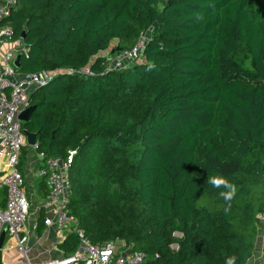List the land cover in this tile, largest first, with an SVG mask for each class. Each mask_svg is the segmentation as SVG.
Here are the masks:
<instances>
[{"label": "trees", "instance_id": "obj_1", "mask_svg": "<svg viewBox=\"0 0 264 264\" xmlns=\"http://www.w3.org/2000/svg\"><path fill=\"white\" fill-rule=\"evenodd\" d=\"M0 24L24 35L19 73L90 68L35 88L21 123L39 152L71 155L68 208L90 243L122 237L145 264L248 261L264 210V0H17ZM147 31L143 63L105 67L101 52ZM213 176L237 186L230 201ZM79 243L71 231L59 247Z\"/></svg>", "mask_w": 264, "mask_h": 264}, {"label": "built area", "instance_id": "obj_2", "mask_svg": "<svg viewBox=\"0 0 264 264\" xmlns=\"http://www.w3.org/2000/svg\"><path fill=\"white\" fill-rule=\"evenodd\" d=\"M16 3L17 0H0V22L2 18L9 15ZM11 34L10 27L0 24V159H4L0 189H4L5 192L3 204L0 205V235L5 230V238L0 249V264H12L13 261L18 260L14 258L11 260L12 258H7V254L2 252L6 249L7 238L13 239V243L10 244L16 247L22 259L17 264H145L150 257L136 250L133 242L122 237L101 243H90L84 231L77 226V220L68 208L71 189L67 169L71 162V155L65 159L59 156H48L44 152L38 153L41 160L40 173L46 187L43 204L46 209L52 211V214L44 218V224L55 226L59 236L63 230L75 232L80 243L72 254L38 261L29 259L31 246L25 231V223L30 214V203L22 189L24 179L19 168L26 138L18 115L30 106V92L47 84L57 73L88 74L90 68L85 66L77 69L64 66L55 70L44 69L35 73H22V79L18 81L15 77L19 72L16 70L14 60L17 54L27 56L28 48L21 37L11 39ZM148 34L149 31L141 34L130 50L123 51L114 57L108 55L109 50L101 54L107 56V63L115 57L117 64L123 60L143 63L145 60L143 49ZM258 218L264 226V210L258 214ZM175 235L180 236L178 233ZM173 247L178 248L177 245ZM155 257H158V254H155ZM258 264H264V256L259 259Z\"/></svg>", "mask_w": 264, "mask_h": 264}, {"label": "crops", "instance_id": "obj_3", "mask_svg": "<svg viewBox=\"0 0 264 264\" xmlns=\"http://www.w3.org/2000/svg\"><path fill=\"white\" fill-rule=\"evenodd\" d=\"M15 78L20 81V79H22V73H18ZM38 153L39 151L37 149L27 146L23 162L19 167L24 179L22 189L30 203V214L25 223V231L31 246L29 251V259L31 261L45 260L63 255L64 252L59 247V244L70 232L68 230H63L61 236H59L55 226H45L44 224V218L52 214V211L46 209L43 204L46 187L40 173L41 160ZM3 162L4 159L1 158L0 177L2 175L1 170ZM4 197V189H0V205L3 204ZM9 245L12 246L11 244ZM262 256H264V226H262L255 241L253 254L245 264H258ZM9 257L12 258L11 260H13V258L15 260L18 259L15 262L13 261V263L11 261L12 264H17L22 260L17 251L9 252L7 258Z\"/></svg>", "mask_w": 264, "mask_h": 264}, {"label": "water", "instance_id": "obj_4", "mask_svg": "<svg viewBox=\"0 0 264 264\" xmlns=\"http://www.w3.org/2000/svg\"><path fill=\"white\" fill-rule=\"evenodd\" d=\"M23 37H24V35L22 34L21 38L23 39ZM20 59H21V55L17 54L15 57V60H14V65L16 66V68L20 65ZM30 94H31V92H30ZM34 109H35V105H30L25 110H23L22 112L19 113L18 119L23 123L28 121ZM22 131H23L25 138H26L25 144L29 147H33L36 149L37 148V142H36L37 133L29 131L27 129H22ZM4 238H5V230L2 231V233L0 235V249L2 247ZM150 261H151V259H147L146 263H149Z\"/></svg>", "mask_w": 264, "mask_h": 264}, {"label": "clouds", "instance_id": "obj_5", "mask_svg": "<svg viewBox=\"0 0 264 264\" xmlns=\"http://www.w3.org/2000/svg\"><path fill=\"white\" fill-rule=\"evenodd\" d=\"M213 187L221 188L223 187L226 191H221L220 195L225 201H230L237 192V186L233 183H230L226 178L221 176H213L209 178L208 181ZM228 209H225L227 211ZM237 257L229 256L226 259V264H236Z\"/></svg>", "mask_w": 264, "mask_h": 264}, {"label": "rangeland", "instance_id": "obj_6", "mask_svg": "<svg viewBox=\"0 0 264 264\" xmlns=\"http://www.w3.org/2000/svg\"><path fill=\"white\" fill-rule=\"evenodd\" d=\"M116 58V57H115ZM112 58L111 61H109L107 64H105V67L108 69H116V67H121L123 65H126L130 62H127L125 60L121 61L119 64H117L116 59ZM116 189L114 186L111 187V192L115 193ZM13 243V239L12 238H7V243H5L6 249L3 250V253L8 254L9 252H16V247L15 246H10L9 244ZM9 245V247L7 248V246Z\"/></svg>", "mask_w": 264, "mask_h": 264}]
</instances>
